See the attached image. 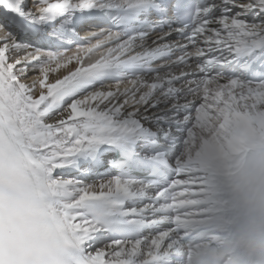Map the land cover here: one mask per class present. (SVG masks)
<instances>
[{
	"label": "snow or ice",
	"instance_id": "snow-or-ice-1",
	"mask_svg": "<svg viewBox=\"0 0 264 264\" xmlns=\"http://www.w3.org/2000/svg\"><path fill=\"white\" fill-rule=\"evenodd\" d=\"M264 111V0H0V125L63 189L81 264H174L198 136Z\"/></svg>",
	"mask_w": 264,
	"mask_h": 264
},
{
	"label": "clouds",
	"instance_id": "clouds-1",
	"mask_svg": "<svg viewBox=\"0 0 264 264\" xmlns=\"http://www.w3.org/2000/svg\"><path fill=\"white\" fill-rule=\"evenodd\" d=\"M15 120L0 125V264H81L63 189ZM186 167L198 204L174 264H264V111L198 136Z\"/></svg>",
	"mask_w": 264,
	"mask_h": 264
}]
</instances>
